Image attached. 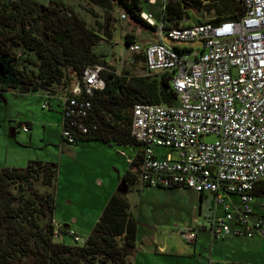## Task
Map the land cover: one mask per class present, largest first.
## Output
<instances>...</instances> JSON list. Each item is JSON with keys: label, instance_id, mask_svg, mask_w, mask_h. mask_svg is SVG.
Listing matches in <instances>:
<instances>
[{"label": "built area", "instance_id": "built-area-1", "mask_svg": "<svg viewBox=\"0 0 264 264\" xmlns=\"http://www.w3.org/2000/svg\"><path fill=\"white\" fill-rule=\"evenodd\" d=\"M242 3L244 11L237 18L179 26L141 11L156 40L127 45L144 54L149 73H171L179 100L133 106L131 132L142 146L138 180L148 187H182L211 195L223 212L215 210L208 222L215 240L264 237V215L256 216L254 207L260 199L255 188L264 180V0ZM104 70L102 64L86 67L58 96L64 141L77 143L98 129L92 96L106 87ZM53 97L47 95L43 107H50ZM209 135L216 139L206 141ZM162 148L176 153L164 154ZM67 232L85 243L86 238L62 224L54 229L55 241ZM180 233L192 243L198 230Z\"/></svg>", "mask_w": 264, "mask_h": 264}, {"label": "trees", "instance_id": "trees-1", "mask_svg": "<svg viewBox=\"0 0 264 264\" xmlns=\"http://www.w3.org/2000/svg\"><path fill=\"white\" fill-rule=\"evenodd\" d=\"M90 1L109 12L105 36L111 38L113 0ZM114 1L127 10L130 19L154 30L141 17L144 0ZM183 1L184 7L214 9L218 16L210 21L237 18L244 11L242 0ZM162 16L179 26L185 11L179 2L171 0ZM101 40L102 36L72 6L60 0H52L50 4L37 0H0L1 89L25 93L52 90L80 77L86 67L102 64L106 87L92 96V119L99 127L77 142L97 140L140 145L131 132L133 106L176 104L178 94L171 85L172 75L168 71L145 75L118 72L95 53ZM126 41L127 45L134 41L133 36L127 34ZM19 50L33 52L35 56L27 55L21 60ZM138 54L145 62L144 54ZM140 163L138 152L122 184L133 185L138 181ZM57 173L55 165L38 160L30 161L26 168L0 170V264H133L129 256L136 250L138 222L128 198L119 191L111 195L84 244L55 241ZM34 176L41 177L50 189L40 191ZM255 195L264 196V180L256 186Z\"/></svg>", "mask_w": 264, "mask_h": 264}, {"label": "rangeland", "instance_id": "rangeland-1", "mask_svg": "<svg viewBox=\"0 0 264 264\" xmlns=\"http://www.w3.org/2000/svg\"><path fill=\"white\" fill-rule=\"evenodd\" d=\"M37 1L50 4L52 0ZM60 1L72 6L89 27L102 36L101 42L94 49L98 57L121 73L150 74L142 56L128 49L126 34L132 35L133 40L144 46L155 41L156 37L150 36V29L130 19L122 5L113 0L110 13V30L113 36L107 38L105 20L109 12L105 8L90 0ZM181 5L185 11L183 24L186 25L218 16L211 7H184L183 0ZM143 7L145 11L154 13L157 19L160 18L162 8L159 2L155 5L143 2ZM123 14H127V18L123 19ZM180 44L191 47L188 43ZM19 52L22 53L21 60H25L27 55L35 56L33 52ZM22 64L24 63H20V66ZM1 88L0 83V170L5 167L26 168L30 161L35 160L55 165L58 170L55 181L57 225L70 224L77 234L87 238L103 213L108 195L119 191L128 198L130 210L138 222L136 250H154L157 245H163L170 255L154 252L152 261L156 260L158 264H173L171 260L176 259L182 260L184 264L192 262L186 257L190 256L187 250L193 245L184 240L180 231L192 227L199 231L198 226L207 223V217L218 208L214 200L205 198L201 203L200 195L191 189L148 187L140 181L133 185L122 184L126 172L131 169L128 158L135 157L142 149L140 145L97 140H82L74 144L64 141L63 104L58 97L65 90L64 84L56 85L52 90L27 93ZM45 94L54 96L50 107H43ZM24 124L29 125V130L23 129ZM215 139L214 135L205 137L210 142ZM160 151L164 154L176 153L169 148H162ZM33 179L40 191L50 189L43 184L41 177L34 176ZM260 199L264 200V196ZM254 203L257 205V200ZM218 209L221 211V207ZM73 218H77L76 223ZM61 242L69 245L78 243L68 232ZM261 255L264 256V251ZM146 256L140 252L139 262H146ZM198 258L199 256L196 259ZM135 259L134 253L129 256L130 261Z\"/></svg>", "mask_w": 264, "mask_h": 264}, {"label": "crops", "instance_id": "crops-1", "mask_svg": "<svg viewBox=\"0 0 264 264\" xmlns=\"http://www.w3.org/2000/svg\"><path fill=\"white\" fill-rule=\"evenodd\" d=\"M174 1H176V0H174ZM146 2L148 4H151V5H155L159 2L161 4L162 14H163V12H164L167 4L170 2V0H167L166 2H164V0H144V3H146ZM162 14H161V16H162ZM161 16H160V18H161ZM183 23L184 22L182 21L181 24H183ZM150 31H152L150 36L155 37L154 30L150 29ZM139 35H140V33H139ZM145 38H148V37H145ZM134 41H135V39H134ZM23 93H25V92H23ZM45 96H46V94H45ZM122 145H124V144H122ZM133 159H134V157L128 158L129 163H131ZM180 188H182V187H180ZM185 189H189V188H185ZM193 191H195V190H193ZM196 193H198L200 195L201 203H203L205 198H211L213 200V197L211 195L200 194L199 192H196ZM111 195L112 194L108 195L106 202L109 201ZM259 197L261 198L263 196H259ZM256 200H257V205L255 203V206H254L256 216H258L260 214L264 215V212H263L264 206L262 204L264 202V200H261L259 198ZM260 206L263 208H261ZM216 208H217V206H216ZM218 208L216 209V211H217L218 215H221L223 213L222 208H221V211H218L219 210ZM213 214L214 213H211L207 217L208 218L207 223L204 222L202 225L198 226L199 231H198L197 238L194 242L191 243L193 245L191 247V249L187 250V252H188L187 254H190L191 257L190 256H187V257L184 256V257L191 260L194 264H264V256L261 255L264 251V237L257 235L254 238L229 237V238H224L221 240H215V239H213L211 232L208 228L209 219ZM73 221L76 223L77 218H73ZM59 224L64 225L66 223H59ZM71 227L72 226L70 224H68L66 228L74 230ZM89 234L87 236H89ZM198 251H201V253L198 254L197 253ZM204 251H205V253H204ZM140 252H143L145 255H147L146 258L144 259V260H146V262H143V263L139 262L138 256H139ZM154 252H156L157 254L159 253V254H164V255H170V253L167 254L168 249L163 245H157L154 250H151V248L149 250L148 249L147 250H141L139 248L136 250V252H134V255H136V259L131 261V262L133 264H158V262H155L156 260L152 261V256L154 255L153 254ZM175 256H178V255L175 254ZM198 256H199V258L196 259ZM168 257H171V256H168ZM171 262L173 264H184V263H182V260H180V259L171 260ZM192 262L189 264H193Z\"/></svg>", "mask_w": 264, "mask_h": 264}, {"label": "flooded vegetation", "instance_id": "flooded-vegetation-1", "mask_svg": "<svg viewBox=\"0 0 264 264\" xmlns=\"http://www.w3.org/2000/svg\"><path fill=\"white\" fill-rule=\"evenodd\" d=\"M171 1V0H170ZM177 2H179L181 4V0H176Z\"/></svg>", "mask_w": 264, "mask_h": 264}]
</instances>
